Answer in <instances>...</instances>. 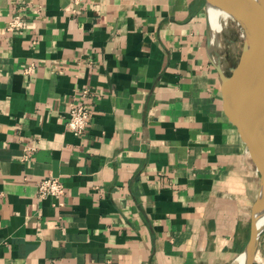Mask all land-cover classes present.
Segmentation results:
<instances>
[{"label": "crops", "instance_id": "0c3cea01", "mask_svg": "<svg viewBox=\"0 0 264 264\" xmlns=\"http://www.w3.org/2000/svg\"><path fill=\"white\" fill-rule=\"evenodd\" d=\"M208 5L0 0V264L244 253L261 173L225 113ZM16 15L25 25L12 31ZM84 90L90 124L77 136L66 119ZM48 176L60 199L39 196Z\"/></svg>", "mask_w": 264, "mask_h": 264}, {"label": "water", "instance_id": "95a60500", "mask_svg": "<svg viewBox=\"0 0 264 264\" xmlns=\"http://www.w3.org/2000/svg\"><path fill=\"white\" fill-rule=\"evenodd\" d=\"M215 1L235 9L249 26L250 36L244 39L242 52L236 65L231 67V73L227 74L221 65L218 70L225 113L246 142L261 173L264 189V0ZM259 236L252 217L250 240L245 250L248 254L258 245Z\"/></svg>", "mask_w": 264, "mask_h": 264}, {"label": "built area", "instance_id": "2783aa9c", "mask_svg": "<svg viewBox=\"0 0 264 264\" xmlns=\"http://www.w3.org/2000/svg\"><path fill=\"white\" fill-rule=\"evenodd\" d=\"M82 0H72L75 5L80 4ZM25 21L22 15H16L9 23L10 30L22 28ZM89 91L84 90L80 98L70 104V110L66 119L68 129L77 136L85 135L90 124V108L88 106ZM38 194L41 198L53 196L60 199L65 194V186L62 180L56 176L43 178L38 186Z\"/></svg>", "mask_w": 264, "mask_h": 264}, {"label": "rangeland", "instance_id": "374dc122", "mask_svg": "<svg viewBox=\"0 0 264 264\" xmlns=\"http://www.w3.org/2000/svg\"><path fill=\"white\" fill-rule=\"evenodd\" d=\"M209 12V11H208ZM208 19H209V15H208ZM215 24H216V29H218L216 31L217 35L215 34L213 36L212 33V28L209 26V31H210V35H211V40L213 42L219 41V52L218 55L213 54V59L215 61L218 62V57L221 56V60L225 61V70L227 72V74L231 73V67L235 66L238 59H235V54H241L242 52V48H243V44H244V37L242 35V28H241V23L234 18H227L225 19V22H223L222 18H216L215 19ZM218 22V23H217ZM224 23L225 26L222 24ZM209 25H210V20H209ZM216 36V38H215ZM218 36V37H217ZM217 38H220L217 39ZM223 47V48H222ZM223 58V59H222ZM256 202V200H254V197L252 195L250 201H249V210H247V212L252 215L253 214V208L254 207V203ZM251 235V233H250ZM257 250L259 252V254L264 258V230L261 232L260 236H259V240H258V246H257ZM254 263L253 264H260L257 260H253ZM232 264H238L237 260L234 261Z\"/></svg>", "mask_w": 264, "mask_h": 264}, {"label": "bare ground", "instance_id": "6f19581e", "mask_svg": "<svg viewBox=\"0 0 264 264\" xmlns=\"http://www.w3.org/2000/svg\"><path fill=\"white\" fill-rule=\"evenodd\" d=\"M208 11H209L208 15H209V20H210L209 26L212 28L211 31L213 33V36L215 34L217 35L218 33V32L216 33L218 29H216L217 27L215 24V21H216L215 19L219 17L223 19V22H225V19L227 18L237 19L242 25L241 26V28L243 29L242 35L244 39L248 38L249 36L248 23L244 19H241L242 15L239 12H237L235 9L229 6L223 5V4L221 5L215 0H210L209 5H208ZM222 24L225 26L224 23ZM254 219H255L256 235L259 236L261 232L264 230V189H263V199H262V202L256 208ZM257 246L254 247L251 254H248V252L244 251V253L241 256H239L237 263L238 264H250L251 262H253V260H257L260 264H264V258L259 254L257 250Z\"/></svg>", "mask_w": 264, "mask_h": 264}]
</instances>
